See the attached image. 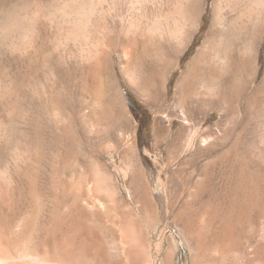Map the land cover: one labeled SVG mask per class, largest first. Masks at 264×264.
Returning <instances> with one entry per match:
<instances>
[{"label":"rangeland","instance_id":"1","mask_svg":"<svg viewBox=\"0 0 264 264\" xmlns=\"http://www.w3.org/2000/svg\"><path fill=\"white\" fill-rule=\"evenodd\" d=\"M215 25L235 57L256 40L226 124L180 82ZM184 116L222 135L226 199L221 174L212 196L198 183L208 135L174 139ZM79 240L89 264H246L254 251L264 264V0H0V264H56Z\"/></svg>","mask_w":264,"mask_h":264},{"label":"bare ground","instance_id":"2","mask_svg":"<svg viewBox=\"0 0 264 264\" xmlns=\"http://www.w3.org/2000/svg\"><path fill=\"white\" fill-rule=\"evenodd\" d=\"M215 26H216L215 28H211L210 31L208 32L207 38H205L204 42L202 43L201 48L199 49L198 53L194 57L188 69L181 76L180 82H183V85L186 91L194 88L196 84L199 85V87L202 89L201 99L198 101L196 98V100L198 101L196 102L198 107L199 106L201 107V105H204V108H205V105H206L208 109V107L216 105V106L222 107L223 111H225L226 114L228 113L234 114L233 116H229L228 114L229 117L225 118L224 117L225 113H224V116L223 118L220 119L219 124H226L235 117V114L239 109L240 99L242 95H244V93L246 92V89L248 88L249 83H250L249 81L252 80L254 76L256 40L252 39L250 41L243 43L242 48L239 49L238 54L235 57L233 55L234 52H233L232 44L229 43L230 36L224 32L223 28L218 27L217 25ZM190 30L191 29L188 28L183 33L184 34L182 35L183 37L180 36L181 39L180 41H178L179 43L184 42ZM227 71L231 73H235V75L234 74L232 75L233 77H231L230 75L231 79L228 81L224 80L223 78V75L227 74ZM183 118H184V122L183 124L180 125V127L176 131L174 135V139H177L178 141H182V139H184L185 137H188V138H191V140H195L200 137L202 138V134L206 133L208 135V138L201 139L202 144L205 146V148L202 149L201 147V149H202V152L205 154V156H209L210 158L201 165L203 177L198 183L201 187H203L202 190L204 192L206 189H209L208 195L210 196L213 192H215L216 184H213L214 182L212 181V178L214 177V173L217 172L218 174H221V176L219 177L217 188L224 187L221 190L222 191L221 196L226 195L224 196V198L226 199L228 197L227 195H230L228 194V192L232 191L231 189L234 186V182H232V178H231L233 175V162L227 157H224V154H226L229 151L228 148L226 150L224 149L222 152L219 151L220 153H218V151H216L215 149L217 143L223 140L222 135H220L219 131L216 128H209L205 131H201L200 128L197 126V122L194 119H191V118L189 119L185 116ZM160 128L161 126H157V125L156 126L154 125L153 127L154 131L156 132H158ZM217 159H220V164L219 166H217L218 168L215 169L216 168L215 163ZM209 196L208 198L206 197L207 198L206 200L202 201V204L206 203L207 200H210L211 197ZM148 197L152 199L153 196L149 195ZM200 205L201 204H199V207ZM198 211H200V209ZM195 228L198 230V233H199V227L197 226ZM188 231H191V230H188ZM184 232H187V231L184 230ZM64 244L65 245L63 246L59 245V247L56 248V258H55L56 264H89V259H88V256L90 254L89 251H91V249L93 250V248L90 247L91 245L87 240H81V241L79 240L78 244L72 243L70 245L69 243H65V242ZM258 247L259 246H256V249ZM28 248L25 246H21L20 248L16 249L18 256L20 257L31 256V254L27 250ZM98 249H96V252L98 251ZM195 249L198 250L196 251L197 253H199L198 256L200 254L203 255L205 253V252L204 253L201 252L202 250L198 245ZM236 250L238 251L237 255L240 256L241 249L235 248V251ZM252 257H255V258L259 257V252L254 251L253 256L247 255L245 257L246 264H250ZM239 261L234 260L233 261L234 263H231V264H240ZM205 263L224 264V257L221 254L220 257H218L217 259L207 261Z\"/></svg>","mask_w":264,"mask_h":264},{"label":"trees","instance_id":"3","mask_svg":"<svg viewBox=\"0 0 264 264\" xmlns=\"http://www.w3.org/2000/svg\"><path fill=\"white\" fill-rule=\"evenodd\" d=\"M194 47H195V43L193 42V43L190 45L189 49L186 51L185 55L191 53V51L193 50ZM130 102L133 103L134 100H133V99H130ZM139 112H140V114H142L141 116H146V117L148 118V115H147L146 110L143 109L141 106H139Z\"/></svg>","mask_w":264,"mask_h":264}]
</instances>
